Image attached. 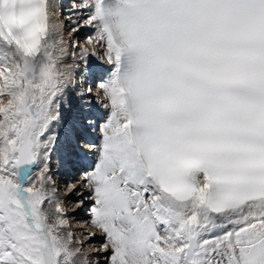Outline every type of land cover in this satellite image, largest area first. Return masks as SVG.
<instances>
[{"label": "snow or ice", "instance_id": "snow-or-ice-1", "mask_svg": "<svg viewBox=\"0 0 264 264\" xmlns=\"http://www.w3.org/2000/svg\"><path fill=\"white\" fill-rule=\"evenodd\" d=\"M56 8L0 0V264H90L54 156L106 264H264V0H80L91 51Z\"/></svg>", "mask_w": 264, "mask_h": 264}, {"label": "rangeland", "instance_id": "rangeland-1", "mask_svg": "<svg viewBox=\"0 0 264 264\" xmlns=\"http://www.w3.org/2000/svg\"><path fill=\"white\" fill-rule=\"evenodd\" d=\"M70 1H72V0H70ZM68 16L71 17L72 15L69 14ZM67 25H68V23H66V27H67ZM84 38L85 37L83 35H81L80 37H77V38L75 37L73 40H78L80 42V45H83L84 44ZM94 88H96V86H94V84H93V92H94ZM74 96L76 97V91L74 92ZM91 100H94V98L91 97ZM95 112H97V113H95ZM94 113H95V115H94ZM73 115H75L77 117H82V115H83L82 108H79L78 110L73 112L72 116ZM72 116L68 117L69 121H70ZM88 116L90 118H93V116L95 117L94 120L96 121V129L99 130V126L97 125V120H99V119H97V118H98V116H101L100 111L95 110L93 113L90 112V113H88ZM87 129L89 130L90 128H87ZM90 131H92V130L90 129ZM80 142H81V139H79V143ZM79 143H78L77 147L80 145ZM56 158H57L56 156L53 157V161H52L53 169H52V171H53L54 177L57 178V181H58L57 187L60 189V191L58 192V196L62 197V199H64L66 201V212H67V219H68L69 228L74 232L76 239L79 240L80 242H82V244H83V247L81 248V254L84 257H87L88 259L91 257V259L94 260L93 261L94 264H106L105 256L107 255V253L104 252L100 248V245L104 242L103 236L100 237L101 234L96 233V235H94L91 239L85 240L84 235H83L84 233L96 232V229H94L89 223L88 208L92 202L89 199H87L88 193L86 190H84V205L81 207H77V205L74 203V201L79 199V197H76L75 195H72V196L65 195L66 194L65 192H67L66 191L67 189L64 186V181L68 177V176L66 177V175H65V172L67 170L66 171L64 170L66 168L61 170V168L55 167V163H54L55 161L54 160H56ZM58 168H59V171L56 172V170ZM62 173H63V175H62ZM69 201H70V203H68ZM86 211H87V213H86ZM84 212H85V214H82ZM77 219H79V220H77ZM74 220H77L75 222H78V223L81 221L80 222L81 224L76 226L75 224H73ZM97 235H99V239L97 238V240H92L94 237H97Z\"/></svg>", "mask_w": 264, "mask_h": 264}, {"label": "bare ground", "instance_id": "bare-ground-1", "mask_svg": "<svg viewBox=\"0 0 264 264\" xmlns=\"http://www.w3.org/2000/svg\"><path fill=\"white\" fill-rule=\"evenodd\" d=\"M70 1V0H69ZM71 2V1H70ZM80 2V0H76L74 3H79ZM56 3H57V8L54 10L55 11V13H56V15H55V20H56V22L57 23H60V24H62V25H64V40L65 41H71V40H73L75 37L77 38V37H80L81 35H83V36H89V35H91L92 34V29H90V28H88V27H81L80 28V30L78 31V32H75V33H72L71 32V27H72V25H71V23H70V20H69V18H71V19H75L76 18V13L73 11V4H68V0H56ZM72 3V2H71ZM69 14H71L72 16L71 17H69L68 15ZM82 19L84 18V17H81ZM66 23H68V25H67V27H66ZM80 46H82V47H89V51H91L92 49H91V47L90 46H88V45H86L85 43L83 44V45H80ZM101 52H102V50H101ZM72 63V58H71V55H69V57L68 58H66L65 59V61H64V64H71ZM91 66H92V69H93V75L90 77V79H89V82L91 83V86L93 87V84H96L97 85V83L99 82V80H98V77L100 76V75H102V71H103V68L104 67H106V62H104V63H102L98 58H92L91 59ZM74 92L75 91H70L69 92V96H70V98L72 99V101H73V112H75L76 110H78L79 108H82L81 107V105L79 104V103H77L76 102V97L74 96ZM97 96H100V98L101 99H103V96H102V93L97 89V88H94V92H93V94H92V97L94 98V100H92V106H91V109L88 111V113H93L95 110L96 111H100V113H101V116H98V118L97 119H99V120H97V125L99 126L101 123H103V121H104V119H106V117H107V112H106V110L103 108V107H101L100 106V104H98V103H96L95 101H96V98H97ZM95 113H97V112H95ZM95 113H94V115H95ZM72 114L73 113H70L69 114V116H72ZM95 117L93 116V118L92 119H94ZM91 129V128H90ZM90 129L88 130L87 128H85L84 129V131L83 132H80V133H82L80 136H81V140H82V142L81 143H79L80 145L78 146L79 148H81V149H85L86 150V146L84 145V143H83V138L84 137H87L88 139H91L92 140V137L94 136V135H96L97 137H95L96 139H98V141H99V136H100V133H99V130H98V132H95V131H93L92 129V131H90ZM77 141H79V139H77ZM94 141V140H93ZM97 141V142H98ZM78 143H77V145H78ZM91 159L92 160H94L95 159V156L93 155L92 157H91ZM55 162V167H58V164H57V158H56V160H54ZM59 168H61V170H63L64 168L63 167H59ZM59 168L56 170V172H58L59 171ZM65 171L67 170V169H64ZM74 171H78V170H76V169H73ZM62 175H63V173H62ZM65 175H66V177L68 176V170L65 172ZM67 191V190H66ZM87 191V190H86ZM66 193V192H65ZM66 195V194H65ZM72 196V195H71ZM60 197V196H59ZM62 198V197H61ZM68 203H70V201L68 202ZM86 204V203H85ZM73 207V206H72ZM75 208V207H74ZM74 210V209H73ZM73 212V211H72ZM86 213H87V211H86ZM72 214V213H71ZM82 214H85V212L84 213H82ZM74 217V216H73ZM78 217V216H77ZM77 220H79V219H77ZM77 220H74L73 221V224H75L76 226H78V225H80L81 223V221L78 223V222H75V221H77ZM76 229V228H75ZM81 229V228H80ZM102 235H100V237H101ZM97 238L99 239V235H97V237H94L92 240H97ZM89 260V262H90V264H94V260H92L91 259V257L88 259Z\"/></svg>", "mask_w": 264, "mask_h": 264}]
</instances>
